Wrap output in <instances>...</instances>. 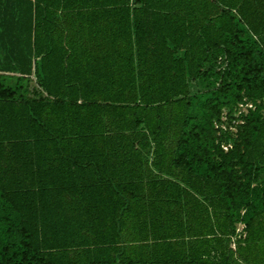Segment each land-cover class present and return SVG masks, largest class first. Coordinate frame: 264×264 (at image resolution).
<instances>
[{"label": "trees", "instance_id": "1", "mask_svg": "<svg viewBox=\"0 0 264 264\" xmlns=\"http://www.w3.org/2000/svg\"><path fill=\"white\" fill-rule=\"evenodd\" d=\"M0 264H264V0H0Z\"/></svg>", "mask_w": 264, "mask_h": 264}, {"label": "built area", "instance_id": "2", "mask_svg": "<svg viewBox=\"0 0 264 264\" xmlns=\"http://www.w3.org/2000/svg\"><path fill=\"white\" fill-rule=\"evenodd\" d=\"M255 110L256 105L247 101V99H244V101L236 107L232 115H229L227 110H223L220 121H217L214 124L218 136L220 137L230 134L235 137L238 134V127L244 125L245 123L244 116H247L251 111ZM221 148L223 151L228 152L230 149H232V144H227L223 141L221 143ZM244 229L245 226L243 225V233Z\"/></svg>", "mask_w": 264, "mask_h": 264}, {"label": "crops", "instance_id": "3", "mask_svg": "<svg viewBox=\"0 0 264 264\" xmlns=\"http://www.w3.org/2000/svg\"><path fill=\"white\" fill-rule=\"evenodd\" d=\"M87 16L101 18V19H99L97 21H94V20L86 21L84 24L85 27L92 25L95 28H104V27L108 28L109 25L111 24V21L108 22L107 20H104V17L110 16V15H108V13H100L99 14V13L95 12V13H92V14L87 15ZM78 27H82V25H80V26L78 25Z\"/></svg>", "mask_w": 264, "mask_h": 264}, {"label": "rangeland", "instance_id": "4", "mask_svg": "<svg viewBox=\"0 0 264 264\" xmlns=\"http://www.w3.org/2000/svg\"><path fill=\"white\" fill-rule=\"evenodd\" d=\"M241 226H240V224L237 226V235H238V238L241 237V236L242 237L244 236V233H243V230H242Z\"/></svg>", "mask_w": 264, "mask_h": 264}, {"label": "bare ground", "instance_id": "5", "mask_svg": "<svg viewBox=\"0 0 264 264\" xmlns=\"http://www.w3.org/2000/svg\"><path fill=\"white\" fill-rule=\"evenodd\" d=\"M239 225V224H238ZM242 224H240V226H241ZM243 227V225L241 226V228Z\"/></svg>", "mask_w": 264, "mask_h": 264}]
</instances>
